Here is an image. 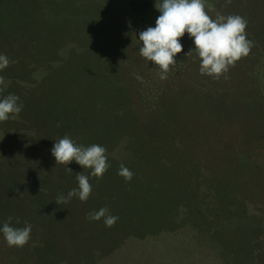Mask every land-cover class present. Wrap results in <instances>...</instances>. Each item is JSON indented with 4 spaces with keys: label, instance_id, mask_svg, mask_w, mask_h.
Masks as SVG:
<instances>
[{
    "label": "trees",
    "instance_id": "16d2710c",
    "mask_svg": "<svg viewBox=\"0 0 264 264\" xmlns=\"http://www.w3.org/2000/svg\"><path fill=\"white\" fill-rule=\"evenodd\" d=\"M154 1L0 0L19 5L14 19L0 6V45L15 27L27 35L18 45L37 47L28 56L0 47L10 60L1 98L23 106L0 122V227L10 216V226L32 225L23 248L0 233V264H264V0H206L213 18H245L254 44L226 78L200 75L186 33L164 81L135 31L160 13L149 22L131 14ZM61 63L65 74L47 85ZM33 100L49 105L42 130L25 109ZM65 135L106 148L109 168L99 181L89 175L86 202L57 205L84 172L75 161L71 173L56 167L51 149ZM104 207L119 217L111 228L87 219Z\"/></svg>",
    "mask_w": 264,
    "mask_h": 264
},
{
    "label": "clouds",
    "instance_id": "9594fccd",
    "mask_svg": "<svg viewBox=\"0 0 264 264\" xmlns=\"http://www.w3.org/2000/svg\"><path fill=\"white\" fill-rule=\"evenodd\" d=\"M230 3L231 0H228ZM160 15L157 17L155 27H147L139 32V41L142 46L139 54L151 62L154 70L161 81L168 79V74L177 65V56L183 52L181 39L187 33L192 39L194 48L186 54L187 57L195 55L199 58V72L201 76H208L219 80L238 61L247 57L253 42L248 39L246 28L247 21L240 15H223L217 13L213 18L206 10V0H162L155 3ZM10 64L9 58L0 54V71L6 69ZM141 79L140 77H137ZM3 77H0L2 82ZM19 97L9 94L0 98V122L15 118L22 111V104L18 103ZM51 154L55 158L56 167L65 166L67 172L72 170L68 167L73 161L84 169L81 174H76L78 188L67 193V196L60 195L56 204H66L73 197L81 202H86L92 193V185L89 182V175L98 181L103 178L109 165L107 163L106 148L99 144L88 147L77 145L69 136L65 135L58 139ZM118 175L130 182L133 173L120 165ZM42 191V188H41ZM89 221H101L106 227H113L119 217L111 215L109 209L104 207L99 211L88 214ZM13 217H9L0 233L10 248H23L31 238L32 225L24 222V227L10 226ZM19 224V218H16Z\"/></svg>",
    "mask_w": 264,
    "mask_h": 264
},
{
    "label": "rangeland",
    "instance_id": "374dc122",
    "mask_svg": "<svg viewBox=\"0 0 264 264\" xmlns=\"http://www.w3.org/2000/svg\"><path fill=\"white\" fill-rule=\"evenodd\" d=\"M156 2H162V0H155L154 2H152L151 6L148 7V8H145V9H142V10H137L135 12H132V16H135V17H138L142 20H144L145 22H149V20L151 19L152 15H153V11L157 10L156 7H155V3ZM0 6L1 7H6V10L4 11H7L5 13L6 17L9 18V19H14L15 17V13L19 10V5H18V2H14L12 3L11 5H6L4 2H0ZM28 10H25V11H28V12H31V13H35L37 12V10H39L37 8V6H31L30 4H28V7H27ZM131 12V11H130ZM135 31H136V36L139 37V32L140 31H143V28H140L139 26H136L135 27ZM17 32V34H19L18 36H16L17 34H15ZM10 36L12 37V39L8 40V39H5L4 40V44L2 43V45H0L1 48H3L4 46H7L8 45H13L14 47H8L10 48L9 50L12 51V52H16L18 54H20V56H25L27 55L28 56V53L30 51H32V53H34L33 50H35L37 47L35 46V42L33 41L30 45V48H27V47H22L20 45H18L17 43V40L20 39L21 41H25L27 38H26V34H25V31L24 29H19L17 30L15 27H11V31H10ZM23 52L25 54H23ZM35 65V64H34ZM66 69L65 68V65L63 63H61L60 65H54L52 66L49 70H48V73H46V75L44 76V78L46 79L47 81V85L49 83H52L54 82V80L58 77H62L65 72H66ZM176 72V68H175V71L174 73ZM137 77H139L137 75ZM138 79V78H137ZM157 79V78H156ZM92 86H94L95 84L92 83L91 84ZM163 93L161 92V95ZM167 95V93L163 94L162 96H165ZM172 96V98L175 96V94H170ZM0 98H1V94H0ZM27 101V99H25ZM46 101L49 102V99H45ZM28 102V101H27ZM33 104L37 103L36 101H32ZM46 105L47 104H43V108L40 109V103H37L36 104V108L35 105L34 107H32V105L29 104V108H25L27 109V111L33 109V113H32V116L31 117L33 119V123L34 125L38 126V129L42 130L44 129V126H46L48 123L46 122L47 121V118L44 117L45 116V113H44V109L47 113V108H46ZM49 106V105H47ZM38 115H41L40 117H37ZM44 131V130H43ZM46 132V131H45Z\"/></svg>",
    "mask_w": 264,
    "mask_h": 264
}]
</instances>
